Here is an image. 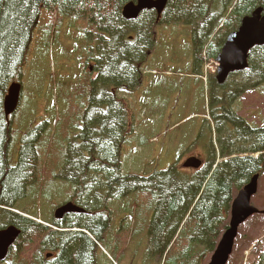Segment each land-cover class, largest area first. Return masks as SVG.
Masks as SVG:
<instances>
[{"label":"trees","instance_id":"trees-1","mask_svg":"<svg viewBox=\"0 0 264 264\" xmlns=\"http://www.w3.org/2000/svg\"><path fill=\"white\" fill-rule=\"evenodd\" d=\"M130 2L135 0H0V230L13 226L20 231L12 257L4 264H23L21 243L31 248L36 239L39 250L31 252L29 264H96L98 245L107 249L117 248L120 243V237L112 241L106 238L110 222L112 225L110 206L116 199L132 194L148 195L144 206L153 211L148 228V258L170 255L171 264H203L228 227L235 193L264 170V126H252L230 108L241 95L264 86L261 46L249 52L248 68L232 74L227 88L217 84L215 75L209 79V117L216 128L212 132L209 127L207 133V166L196 170L195 176L176 165L142 176L122 174L121 147L135 128L128 100L118 95L139 83V66L147 50L156 45L155 27L190 28L193 63L195 68H201L204 61L217 58L226 37L239 28L244 17L264 9V0H169L159 20L154 11H145L136 20L127 21L122 9ZM41 10L69 19L70 25H84L79 29L82 42L75 43L71 54L81 72L71 80L77 82L74 91L86 93V104L81 123L69 129L65 115L58 116L54 108L44 110L45 120L41 119L39 126L34 120L11 153L13 121L5 116L4 98L11 84L22 81ZM53 35L56 37V31ZM213 134L219 146L216 153L224 158L217 165L215 151L212 153ZM239 138L246 143H236L233 151L230 141ZM247 143L252 148H246ZM50 147L52 154H48ZM53 169V177L72 189L68 202L85 211L79 223L86 233L59 232L54 238L52 228L22 216L37 220L36 212L31 211L37 198L23 201L30 192L34 197L42 195L44 174ZM74 217L70 222L75 225ZM48 225H57L53 217ZM74 225L65 224L69 230L78 229ZM126 228L120 217L117 233ZM57 250L54 259L45 260L46 255ZM257 264H264V248Z\"/></svg>","mask_w":264,"mask_h":264},{"label":"rangeland","instance_id":"rangeland-1","mask_svg":"<svg viewBox=\"0 0 264 264\" xmlns=\"http://www.w3.org/2000/svg\"><path fill=\"white\" fill-rule=\"evenodd\" d=\"M69 22L71 23L69 19H62L55 13L40 11L39 22L37 21L34 27L26 54L22 81L16 82L22 84V99L19 100L21 104L18 102L20 106L12 117L10 116L14 130L10 140L11 153L15 151L21 136L34 120L36 126H39L41 119L45 120L44 110L54 108L58 116L65 115V126L68 129L78 121L81 123V112L86 104L83 95L86 93L81 89L74 91L77 82L71 79L81 71L71 54L75 43L82 42L79 29L84 25H70ZM54 31L56 37L53 35ZM155 32L156 45L147 50L144 62L139 66V83L132 90L119 92L122 99L128 100L127 106L133 116L132 124L135 128L130 138L127 137L128 143L121 147L123 175L142 176L153 171H166L175 164L177 168H181L186 158L191 156L206 162L205 166L208 165L204 148L210 146L207 134L209 127L214 132L216 124L209 117L211 92L207 84L213 74H216V63L214 60L204 61L201 68H195L191 54L190 28L181 25L161 28L158 24ZM90 73H93V69ZM231 81L232 79L224 84L226 88ZM39 92L41 98L38 97ZM66 92H69V95H64ZM230 108L252 126L263 127L264 86L245 93L236 99ZM212 137L215 147L212 153L215 151V163L220 164L224 158L216 153L218 145L214 134ZM220 140L224 141V138L220 137ZM230 142L233 151L237 148L236 143H246L244 138ZM245 146L252 148L248 143ZM61 147L63 148L62 145ZM53 151L56 153L57 148L54 147ZM48 154H52L51 147ZM262 155L264 156V153ZM240 156L237 155L238 158ZM257 156L255 154L253 157ZM185 171L192 176L197 175L196 170ZM53 173L54 169L44 174L46 178H43L44 181L40 185L41 196L37 194L34 197L30 192L23 201L33 202L37 198L31 211L36 212L37 220L42 221V218H45V224H50L55 208L68 202L72 194L70 185L53 177ZM44 194L46 196H43ZM148 197L132 194L113 201V206H110L113 211L112 225L110 222L106 238L112 241L120 237V243L117 248L107 246L106 249L103 245L98 246L100 252L96 254V264H171L170 255L147 257L148 228L153 214L152 209L144 206ZM137 204L141 206L140 209ZM251 204L257 210L264 211V170ZM22 216L35 219L26 214ZM120 217L127 224V228L118 234L119 230L116 228L119 226ZM103 243L101 241V244ZM37 244V239L31 248L21 244L23 264H29L31 252L39 250ZM263 248L264 216L257 214L239 228L229 264H257L258 254ZM12 251L13 247L7 259L12 257ZM209 260L210 256L203 264H208Z\"/></svg>","mask_w":264,"mask_h":264},{"label":"water","instance_id":"water-1","mask_svg":"<svg viewBox=\"0 0 264 264\" xmlns=\"http://www.w3.org/2000/svg\"><path fill=\"white\" fill-rule=\"evenodd\" d=\"M169 0H136L126 4L122 9V17L127 21L136 20L142 12L154 10L157 20L161 17ZM264 46V9H256L250 16L241 20L237 31L230 34L216 58L219 64L216 73V82L223 85L230 75L242 72L248 68V54L255 47ZM20 84H13L8 89L4 100V112L8 117L13 114L18 106L20 98ZM186 169H199L201 161L195 157L188 158L182 165ZM258 175H254L250 181L237 193L230 208V220L227 230L221 236L209 264H227L232 253L234 241L239 227L250 217L263 214L251 205V198L256 194L258 187ZM82 209L72 203H67L55 211L56 218H62L66 214L81 213ZM20 231L13 226L0 230V262L3 261L9 249L19 237Z\"/></svg>","mask_w":264,"mask_h":264},{"label":"flooded vegetation","instance_id":"flooded-vegetation-1","mask_svg":"<svg viewBox=\"0 0 264 264\" xmlns=\"http://www.w3.org/2000/svg\"><path fill=\"white\" fill-rule=\"evenodd\" d=\"M85 215H87V214H85ZM75 216V217H74ZM82 216H84V213H82V214H79V213H74V214H70V215H66V217L65 216H63L62 218H59V219H57L55 216H53V218H54V220L56 221V226L55 227H53L52 225L51 226H46L45 225V227H53L52 228V230L53 231H55V234H54V238H58V236H59V231L63 234V233H66V232H83L82 230V226H83V224L82 223H79V222H81L80 221V218L82 217ZM74 217V219L73 220H76V222H75V225L72 223V222H70V220L72 219ZM86 218H87V216H86ZM63 219V220H62ZM69 224V225H74V227L75 228H78V229H72V230H69L66 226H65V224ZM118 225H119V220H118ZM60 228V229H59ZM57 229V230H56ZM56 242H57V239H56ZM22 244V243H21ZM59 253V250H57V251H55V252H53L51 255H52V257L51 258H49V259H54L56 256H57V254ZM45 258V260H49L48 258H46V257H44ZM35 264H40V263H38V261L35 263ZM89 264V263H88Z\"/></svg>","mask_w":264,"mask_h":264},{"label":"bare ground","instance_id":"bare-ground-1","mask_svg":"<svg viewBox=\"0 0 264 264\" xmlns=\"http://www.w3.org/2000/svg\"><path fill=\"white\" fill-rule=\"evenodd\" d=\"M110 212H111V210H110ZM111 213L113 214V212H111ZM53 215H54V213H53ZM52 217H53V216H52ZM65 217H66V216H65ZM63 218H64V217H63ZM62 220H63V219H62ZM43 222H44V221H43ZM44 224H45V223H44ZM48 228H49V227H48ZM52 228H53V227H52ZM49 229H50V228H49ZM59 229H60V228H59ZM56 230H57V229H56ZM75 230H76V229H75ZM78 230H79V229H78ZM76 231H77V230H76ZM59 232H60V231H59ZM19 235H20V234H19ZM10 250H11V249H10ZM10 250H9V251H10ZM10 254H11V253H10ZM5 261H6V260H5ZM5 261H4V262H5Z\"/></svg>","mask_w":264,"mask_h":264}]
</instances>
